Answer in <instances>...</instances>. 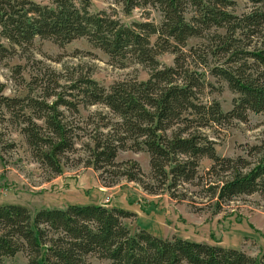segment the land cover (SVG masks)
<instances>
[{
  "label": "trees",
  "instance_id": "trees-1",
  "mask_svg": "<svg viewBox=\"0 0 264 264\" xmlns=\"http://www.w3.org/2000/svg\"><path fill=\"white\" fill-rule=\"evenodd\" d=\"M246 1L248 11L238 15L235 0H114L125 16L139 8L160 16L157 24L126 26L114 12L91 13L92 0H53L51 6L0 0V39L10 47L0 44L1 58L26 53L35 39L59 48L84 39L111 65H137L148 76L108 89L79 76L61 87L46 71L31 79L24 97L5 96L0 84V125L12 127L31 160L52 176L71 160L98 173L106 187L125 180L147 193L184 200L190 185L216 207L242 196L264 197V136L246 146L244 156L224 158L204 132L264 112V0ZM189 40L200 43L185 50ZM165 53L174 57L172 66L157 60ZM196 68L236 96L229 112L216 101L200 102L206 84ZM80 106H102L112 120L99 112L102 124L86 133L65 116H77ZM78 142L84 160L71 158ZM121 151L147 154L149 174L133 160L117 162ZM203 159L211 165L200 176ZM132 216L91 204L42 209L34 216L23 206H0V264H90L91 258L110 264H264V256L257 260L234 249L162 239L143 229L131 233L124 220Z\"/></svg>",
  "mask_w": 264,
  "mask_h": 264
},
{
  "label": "rangeland",
  "instance_id": "rangeland-1",
  "mask_svg": "<svg viewBox=\"0 0 264 264\" xmlns=\"http://www.w3.org/2000/svg\"><path fill=\"white\" fill-rule=\"evenodd\" d=\"M40 5L51 6L53 0H30ZM236 14L248 11L250 4L246 0H235ZM91 13L114 12L120 22L126 26L133 22L158 23L159 14L151 8H139L125 16L122 7L114 0H92ZM200 41L189 40L185 50L198 45ZM0 44L9 49L8 43L0 39ZM173 56L165 53L157 60L162 66H172ZM20 67L18 76L14 69ZM203 73L205 89L200 102L208 104L216 101L223 112L232 109L236 98L225 83L218 82L206 69H195ZM49 71L58 77L62 86L69 84L67 79L76 80L79 76H88L101 87L108 89L112 84L131 78L145 81L147 73L140 66L129 64L126 68L111 65L101 51L94 49L84 39H77L59 48L49 41L35 39L26 53H17L11 57H0V84L7 97H24L26 85L32 78ZM60 91V89H58ZM41 94V89L34 92ZM79 114L65 116L69 122L77 124L90 133L94 126L100 125L97 113L112 117L102 106L78 107ZM4 124V123H3ZM6 129V130H5ZM214 143L219 157L236 158L245 155V147L258 144L264 136V112L249 114L246 123L234 121L222 128L204 130ZM82 136V132H79ZM85 137V136H84ZM80 142V141H79ZM76 145L74 159L86 158L81 145ZM11 145L10 148L8 146ZM133 160L138 163L144 175L149 174L148 156L142 152L121 151L117 162ZM211 162L203 159L198 168L202 176ZM186 199H173L167 192L150 194L133 182L120 180L106 187L98 179V173L86 168L83 163L69 160L58 176L42 171L34 163L15 130L0 125V206L19 205L35 215L42 209H63L68 205H102L106 208H119L134 214L125 219L124 224L131 233L143 229L162 239H183L189 242L234 249L257 260L264 256V197L257 194L242 196L216 207L200 194V188L186 185ZM16 260L23 263L21 255ZM90 264H110L108 261L90 259Z\"/></svg>",
  "mask_w": 264,
  "mask_h": 264
},
{
  "label": "crops",
  "instance_id": "crops-1",
  "mask_svg": "<svg viewBox=\"0 0 264 264\" xmlns=\"http://www.w3.org/2000/svg\"><path fill=\"white\" fill-rule=\"evenodd\" d=\"M90 205V204H89ZM102 206V205H101Z\"/></svg>",
  "mask_w": 264,
  "mask_h": 264
}]
</instances>
